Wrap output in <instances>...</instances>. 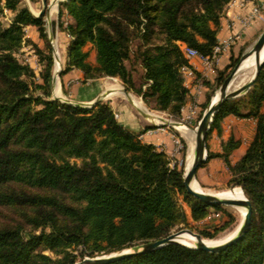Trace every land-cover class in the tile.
<instances>
[{
  "label": "trees",
  "instance_id": "1",
  "mask_svg": "<svg viewBox=\"0 0 264 264\" xmlns=\"http://www.w3.org/2000/svg\"><path fill=\"white\" fill-rule=\"evenodd\" d=\"M230 1L63 0L57 28L69 41L60 76L76 68L83 81L117 77L152 109L179 118L189 90L178 41L211 56ZM4 9L12 16L0 21V264H72L83 255L161 238L189 227L180 197L194 222L210 206L221 208L189 194L182 169L170 168L163 150L124 128L109 103L85 107L51 98L54 58L43 16L32 15L22 0H0V14ZM28 25L36 27L41 45L26 37ZM23 45L37 55L38 74L16 56ZM238 60L231 57L217 70L215 86ZM135 65L141 67L138 83ZM228 114L254 117V136L235 163L232 138L221 153L206 143L203 164L223 158L228 183L241 187L251 203L249 229L219 252L173 243L106 264H264V66L244 95L221 105L207 137Z\"/></svg>",
  "mask_w": 264,
  "mask_h": 264
},
{
  "label": "crops",
  "instance_id": "2",
  "mask_svg": "<svg viewBox=\"0 0 264 264\" xmlns=\"http://www.w3.org/2000/svg\"><path fill=\"white\" fill-rule=\"evenodd\" d=\"M22 4L28 8L32 15H36L42 8V0H22ZM57 8L58 6L56 3V10ZM254 8L259 9L260 16L251 17ZM54 11L55 10L49 12V18L47 19L49 20L48 22L53 33L54 23L57 25L58 20L57 11V18L52 22ZM5 12L12 16L10 11L4 9V13ZM43 18L46 24V17L43 16ZM249 18L250 21L246 23L245 20ZM8 19L10 20V18ZM263 29L264 0H232L227 4L224 10V15L220 20V26L217 30V43L222 47V51L218 58L215 61L207 62L197 56L188 57L184 55L187 58L188 65L186 66V70L182 71L181 74L184 80V85L188 88L189 92L179 117V124L181 125L178 126V128L173 126L175 130L179 132L178 134L176 131H173L165 125L156 126L158 123L153 122L160 123L162 121L161 116L149 112L139 100L137 101L134 99L137 107L140 108L147 117L142 115L123 93V87L116 82V80H118L116 77L102 76L83 81L82 72L76 68L71 69L60 76L61 86L65 92L63 97L72 101L90 102L102 93H107L101 101L109 103L113 112L118 114L116 118L117 121L124 128L139 134V138L142 141L155 145L157 149L163 150L168 157L172 156L175 161L177 159L180 160V153L174 152L175 144L173 136L175 135L179 137L181 134L187 135L189 131L193 132L191 131V128L186 125L193 120L196 113L203 109V104L207 101V95L211 89L214 88V93L219 86H215L217 70L224 69L230 63L231 57L240 58L241 55L248 51ZM25 32L28 39L41 45L42 40L38 36L35 26H26ZM60 34L68 44L69 35L64 30H58V28L55 33L56 41ZM39 40L40 42H38ZM178 43L181 45L185 44L180 41H178ZM24 47L27 48L28 46L23 45L20 50H24ZM66 61L67 56L65 50V59L63 62L61 61L62 65L65 64ZM90 61L95 63V54ZM28 64L34 67L31 63L28 62ZM230 70H228V73ZM205 81H207L208 84ZM56 89H58V92L60 93L57 82ZM59 93H57L58 96ZM209 103L210 100L208 104ZM255 126L256 119L254 117H242L228 114L222 118L220 129H213L209 133L206 139L207 147L211 152L221 153L223 150V144L232 138L234 142L238 143L229 155L230 161L235 163L244 154L252 140L255 133ZM200 167L202 170L201 172L199 171ZM200 167L196 171V177L203 185H214L218 182H227L229 178V171L222 157L211 158Z\"/></svg>",
  "mask_w": 264,
  "mask_h": 264
},
{
  "label": "water",
  "instance_id": "3",
  "mask_svg": "<svg viewBox=\"0 0 264 264\" xmlns=\"http://www.w3.org/2000/svg\"><path fill=\"white\" fill-rule=\"evenodd\" d=\"M59 1L57 0V6L59 4ZM52 1L50 0H42V8L41 10L34 16H45L46 20L49 18V7ZM46 21V31L48 40L51 43L52 46V55L54 58V70L52 73V83L55 81V78L59 76L61 68L60 67V58L57 54V51L55 49L54 45V33L51 30L50 24ZM264 47V29L261 31L253 45L246 51L241 57L239 58L238 62L232 67V69L229 71V73L225 76L222 83L216 88L214 95L218 93V99L215 103L210 102L206 109L204 110L202 116L200 117L199 121L197 122L195 129V140H194V149H193V159L191 162V165L189 169L184 172L183 174V184L185 186L186 191L195 196L196 198L202 200L203 202L209 204V205H229L234 207H246V214L241 222V226L237 233L232 235L230 238H228L226 241L215 244V245H207L203 242V238L200 234L193 232L190 229L183 228L179 229L175 232H171L167 234L166 236H163L158 239L145 241L142 243H137L128 247H124L120 250L95 256V257H84L82 260L75 262L74 264H106L110 262H115L118 260H121L123 258L130 257L132 255H136L139 253H145L150 252L155 249L161 248L163 246L178 243L190 248L195 249H202L210 252H219L223 249H225L227 246L235 243L237 240H239L244 233L249 229L250 227V218H251V212H252V206L247 197H243L242 199H233V198H220L215 197L214 195L202 191V190H195L192 188L191 184L195 180L196 177V171L197 169L203 164V162L206 160L207 156V150H206V138L207 134L210 130L211 123L213 121L214 116L218 113L221 105L233 98H236L242 94H244L247 90H249L255 83V81L258 78L259 72L261 68L264 66V59H260V52ZM254 55L255 63H256V69L253 77L240 85L239 87L232 89L231 91H228L229 85L238 77V75L244 74L245 70H242V63L244 60H246L248 57ZM56 62L59 63V68L55 70V64ZM123 93L126 95V97L130 100V102L138 109V111L147 117V115L140 110V108L137 107L135 104L134 98L130 95L129 92L125 88L122 89ZM107 93H102L97 98L90 102H79V101H72L68 98H63L58 95L53 94V99H58L61 102L64 103H71L74 105L79 106H85L90 107L93 106L95 103L100 102ZM213 97V96H212ZM154 123V122H153ZM179 122L175 121H167V122H161L162 125H170L175 126V124H178ZM233 188V187H232ZM188 233L196 238V242L192 245H187L179 241V238L181 234Z\"/></svg>",
  "mask_w": 264,
  "mask_h": 264
},
{
  "label": "rangeland",
  "instance_id": "4",
  "mask_svg": "<svg viewBox=\"0 0 264 264\" xmlns=\"http://www.w3.org/2000/svg\"><path fill=\"white\" fill-rule=\"evenodd\" d=\"M61 1H63V0H61ZM61 1H59V3ZM58 10H59V5H58L57 10H55L53 12L52 22L55 21V18H57V11ZM6 13L7 12L4 13V11H3L0 14V21L2 23H4V24H7V21L9 20L8 18L11 17L9 14H6ZM63 18L66 19V17H63ZM54 24L55 25L53 27V31H54V37H55L56 36L55 33L57 32V27H56L57 25H56V23H54ZM38 42H40V40ZM56 43H57V49H58L59 58L63 62L64 59H65V50H66L67 43L64 41V39L62 38L61 34L58 36ZM41 44H42V42H41ZM54 45H56V44H54ZM89 45L90 44H88L86 46V49L89 51V57H88V59L89 58L90 59H93L94 54H95V49L93 48L92 45H90V46ZM20 51L21 50H19L17 52V54H16V56L18 57V59L21 62H26V63L29 62V63H31L34 66L33 69H35L34 70L35 73L38 74V72H39L38 69H40L39 68L40 66H39V62L37 60V55L35 54V52L30 47L29 48L28 47L25 48L21 52ZM61 61H60V67H62V62ZM56 64H58V68H59V63L56 62ZM56 64H55V66H56ZM129 65H130V63H129ZM53 70H54V65H53ZM53 70H52V73H53ZM133 75H134V78H135L136 82L138 83L140 81V75H141V67L139 65H135V71H134ZM119 80L120 79L116 80V82L119 83L123 88H125L124 85H123V83L121 81H119ZM56 82L58 83V86H59V91H60L59 96L60 97L61 96L63 97V94H65V92L63 91L62 86H61L60 74H59V76L55 78V81L53 83H52V78H51V98H52V95L53 94H56L55 93L56 92ZM110 82H114V81H110ZM127 92H129L130 95L134 99H136L137 101L139 100L142 103V105H144L149 112L154 113L156 115H159L162 118H166V119H168V121L179 122V118H173V117L167 115L165 112L152 109L151 108V105H147L146 103H144V101L142 100L141 96L133 93L132 91H127ZM244 94H242V95H244ZM213 95H214V93L212 94V96ZM242 95H240V96H242ZM240 96H238V97H240ZM63 98H65V97H63ZM211 99H212V97H210V102H211ZM233 99H230V100H233ZM205 109H202L201 111H199L198 113H196L195 114V117L193 118V120L190 123H187L186 126L189 127V128H192L191 131L194 130V127L196 126L197 122L199 121V119L202 116V114H203V112H204ZM165 122H167V121H165ZM154 123H159V122H154ZM160 123H159V125H162ZM165 126H167L168 128L172 129L173 131H176L177 134L179 133L177 130H175V128L173 126H170V125H165ZM179 139L181 140L183 146H182L181 150L179 151V153H180V155H179L180 156L179 157L180 160H178V159L176 160V164H175L174 167H177L178 169H182L183 174H184V167H185V163H186L187 149H188V140H189V138H188L187 135L181 134V136H179ZM167 158H168V155H167ZM71 160H73V161L75 160L77 162H80V159L71 158ZM199 169H200L199 171L201 172L202 171L201 170V167ZM195 180L197 181L198 185L203 190H206V191L209 190V191H214V192L227 193L230 190H233L234 188H239V186L230 185L228 183V180H227V182H218V183H216L214 185H203V184L200 183V181L198 180L197 177H195ZM239 189H241V187ZM178 202H179V204L181 205V207L185 211V214H186L187 219H188L189 227L188 226L178 227V228H175L174 230H172L171 232H175V231H177L179 229L187 228V229L192 230L195 233L200 234V231L201 230H206V231H209L210 233H213L214 236L213 237H204V236H202L200 234L203 239H219V238H221V237H223V236L231 233L233 230H235V228L237 227V225L241 221L240 212L238 211V209L236 207L229 206V205H219V206H221V208H219V209H215L213 206H210L209 207V212H208L207 216L204 217L202 220H199L197 222H194L192 220V217H191V209H190V206L188 205V203H186L184 200H182V197H180V199H178ZM80 251H81V249L79 251L75 250L74 253H78ZM45 254H48V255H51V256H55L50 251H45ZM100 255H104V254H100ZM100 255H94V256L83 255L81 257H78L77 260H75L72 264H74L75 262H78V261L82 260L84 257H95V256H100Z\"/></svg>",
  "mask_w": 264,
  "mask_h": 264
},
{
  "label": "bare ground",
  "instance_id": "5",
  "mask_svg": "<svg viewBox=\"0 0 264 264\" xmlns=\"http://www.w3.org/2000/svg\"><path fill=\"white\" fill-rule=\"evenodd\" d=\"M53 10H56V0H53L51 5H50V7H49V12H52ZM260 59H264V47H263V49L260 52ZM57 69H58V64H56V66H55V70H57ZM241 69L245 70L244 74L238 75V77L229 85L228 91H231L232 89H235V88L239 87L240 85H242L243 83H245L246 81H248L249 79H251L253 77V75L255 73V69H256V63H255L254 55L248 57L246 60L243 61ZM115 90H117V89H115ZM55 93L56 94L59 93L58 89H56ZM217 99H218V93L213 95V97L211 99V102L215 103L217 101ZM165 121H168V119L162 118L161 122H165ZM175 125L178 128V126H180L181 124L178 123V124H175ZM187 136H188L189 140H188V149H187V157H186V163H185V167H184V172H186L189 169V167L191 165V162H192V159H193L195 129L193 130V132L189 131L187 133ZM191 186L195 190L206 191V190H203L198 185V183L196 181H193ZM239 188H234L233 190H230L227 193L214 192V191H209V190L206 191V192L214 195L215 197H220V198L242 199L244 197V194H243L242 190L239 189ZM236 208L240 212L241 221L237 225L235 230H233L231 233H229V234H227V235H225V236H223V237H221L219 239H203V242L205 244H207V245H215V244L222 243V242L226 241L228 238H230L232 235L237 233V231L239 230V228L241 226V222H242V220H243V218H244V216L246 214V207H236ZM179 241H181L182 243L187 244V245H192V244H194L196 242V238L194 236L188 234V233H183V234H181V236L179 238Z\"/></svg>",
  "mask_w": 264,
  "mask_h": 264
},
{
  "label": "built area",
  "instance_id": "6",
  "mask_svg": "<svg viewBox=\"0 0 264 264\" xmlns=\"http://www.w3.org/2000/svg\"><path fill=\"white\" fill-rule=\"evenodd\" d=\"M257 16H260L259 9L258 8H254L251 17H257ZM250 18L249 19H246L245 22L246 23L249 22L250 21ZM56 42H57L56 41V38L54 37V44H56L55 45V49H56L57 54H58V49H57V43ZM179 45H180V48H181V50H182V52H183L184 55H186L188 57H190V56H197V57H200L202 60L207 61V62L215 61L218 58V56L221 53V51H222L221 45L220 44H217L213 48L212 53H211V56H204L198 50H196L195 48H192V47H190V46H188L186 44H183V45L179 44ZM184 70H186V66H183L181 68V72L184 71ZM114 116H115V118H117L118 114L114 113ZM156 126H160L159 123L156 124ZM173 139H174V144H175L174 152H179L181 150L183 144H182V142H181V140L179 139L178 136H175L174 135L173 136ZM167 160H168V166L170 168H173L175 166V164H176V161L172 158V156L171 157H168Z\"/></svg>",
  "mask_w": 264,
  "mask_h": 264
}]
</instances>
